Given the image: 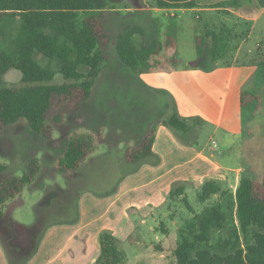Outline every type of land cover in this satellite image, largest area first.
<instances>
[{
	"label": "rangeland",
	"instance_id": "1",
	"mask_svg": "<svg viewBox=\"0 0 264 264\" xmlns=\"http://www.w3.org/2000/svg\"><path fill=\"white\" fill-rule=\"evenodd\" d=\"M131 1L132 10L128 11L123 5H131ZM110 2L114 8L106 9L104 13V25L111 34L108 61L96 79L91 97L70 111L62 123H58L54 121V116L59 97L53 96L47 114V121L53 126L50 139L33 131L24 119L10 125L0 136V165L6 167V170H0V180L8 173L22 175L27 161L37 156L42 161L38 177L20 195L8 201L13 205L11 216L15 221L28 226L34 225L40 218L53 225L69 223L67 219L78 216L82 211L86 221L106 228L107 232L119 239L124 258L121 264H176L175 250L184 236L193 240V232H197V215L206 206L220 204L228 214L229 223H238L235 191L239 182L236 172L231 173L230 180L222 183V194L211 195L202 201V186L198 187V184L197 187L189 184L183 194L171 193L172 189L184 186V181H177L184 172L183 158L167 163L161 160L154 163L148 160L137 163L126 160V148L138 145L155 121L170 115L172 97L148 79L149 75L138 74L122 62L116 49L120 29L130 24L139 25L145 37L153 34L164 41L169 33L167 23L177 27L181 18L169 15L167 11L145 10L138 5L139 0ZM240 10L249 17L257 15L254 14L253 5H245ZM220 17L209 24L216 31L222 21ZM194 18L198 22L199 32L203 31L202 18H197L196 14ZM234 22L239 35L234 42L237 48L232 50V56H228L227 60L232 62L233 56L237 54L236 63L263 66L264 15L256 20L236 17ZM176 39H179L178 57L193 58V49L184 52V33L177 35ZM241 43L242 49L237 50ZM209 58V47L206 46L202 59ZM161 69L163 64L146 72ZM208 72L202 70L200 78H227L226 74L209 75ZM261 72L264 74V67ZM21 77V71L11 69L5 77V83L18 85ZM55 82L61 84L64 79L59 74ZM253 85L254 81L250 82L245 92H251ZM245 109L247 114L249 106H245ZM250 127L253 129L252 139L245 147L237 146L233 153L225 156L217 154L214 161L234 168L251 163L244 172L253 179H261L264 173V89L260 92L257 116L250 120ZM99 130H103V137L79 171L64 174L56 169V160L65 152L69 138ZM204 141H207V136ZM177 142L182 143L179 138ZM169 149H174L173 142ZM149 164L156 169L152 172L163 168V177L151 172L134 179ZM164 180H167V184L163 183ZM38 185L42 186L33 189ZM124 191L119 202L111 208L112 201L116 202ZM190 224L195 227L190 228ZM229 232H216L210 243L218 246ZM34 255L31 243L21 249L3 242L0 237V264H33Z\"/></svg>",
	"mask_w": 264,
	"mask_h": 264
},
{
	"label": "trees",
	"instance_id": "2",
	"mask_svg": "<svg viewBox=\"0 0 264 264\" xmlns=\"http://www.w3.org/2000/svg\"><path fill=\"white\" fill-rule=\"evenodd\" d=\"M140 1L144 7H196L195 0ZM245 1L224 0L214 6L239 8ZM109 8H112L109 0H0V136L10 125L24 119L33 131L50 139L53 126L48 123L47 114L53 96L59 97L54 116L58 123L91 97L96 79L108 61L111 34L105 28L104 13ZM176 28L175 24L170 25L166 39L161 41L156 36L147 40L139 25L122 27L116 45L122 62L138 74L162 64L163 69H172L179 55ZM135 34L142 37L139 45L133 39ZM237 36L227 25L217 31L206 28L195 35L197 56L203 57L207 46L212 61H226ZM37 51L48 58V64L37 61ZM54 60L61 62L59 69L53 66ZM10 69L21 71L20 84L5 83L4 75ZM59 74L64 79L61 84L55 82ZM247 96L252 93L242 94L243 106ZM192 120L196 118L182 116L174 105L167 118L158 119L149 127L138 145L126 148V160L137 163L153 154L160 125L168 127L184 143L193 128ZM102 137L103 130H99L69 138L65 152L56 160V169L64 174L78 171ZM41 169V159L34 156L27 161L22 175L8 173L1 179L0 219L5 215L8 201L35 181ZM0 170H6L5 165H0ZM185 189L180 186L171 193L183 194ZM223 191L220 181L207 180L200 199L207 200ZM235 205L237 224L229 223L228 214L220 204L206 206L197 215L193 240L184 236L175 250L176 264H264V173L261 179L240 178ZM222 230H229V235L214 246L210 241ZM100 250L95 264H121L124 260L119 239L107 231L100 236Z\"/></svg>",
	"mask_w": 264,
	"mask_h": 264
},
{
	"label": "crops",
	"instance_id": "3",
	"mask_svg": "<svg viewBox=\"0 0 264 264\" xmlns=\"http://www.w3.org/2000/svg\"><path fill=\"white\" fill-rule=\"evenodd\" d=\"M221 1L224 0H195L196 7L191 8L144 7L140 0L138 2V5L145 10L167 11L169 15L179 16L181 20L177 23V35L180 36L181 33H184V52L192 49L194 51L193 58L178 57L177 65L170 70L161 69L141 73L142 75H149L150 78L148 79H151L157 86H160L161 90L165 89L171 95V111L176 105L182 116L196 118L190 122L193 128L190 136L185 138L184 143H178L176 135L168 127L158 126L153 154L144 159L152 163L158 160L167 163L170 160L176 161L183 158L184 172L181 173L177 181H184L185 187H188L189 184H193L195 187L198 184V187H201L207 180H217L224 184L225 181L230 180V175L233 172H236L238 182L242 176L253 178L244 172L245 167L251 166V163H245L244 166L234 168L228 164L216 162L214 158L217 154L223 156L231 154L237 146L245 147L246 143L252 139L253 129L250 127V120L257 116L260 92L264 89V74L261 72L264 65L236 63L237 54L233 56L232 62L228 60L214 62L210 58L209 60L199 58L195 46V35L199 32V26L198 22L195 21L194 14L197 18H202L204 29L213 28L209 26L210 22L214 23L215 19L221 16L222 21L219 29L227 25L228 28L232 27L236 31L234 26L236 17L256 20L264 15V0H246L239 8L214 6ZM245 5H253L254 14L257 15L249 17L242 13L240 9ZM131 6L132 1L131 5H123L128 11L132 10ZM174 10L176 12H173ZM178 11H180L179 15L177 14ZM169 25L170 23H167V28ZM181 29H184V32L180 33ZM153 36L152 34L145 38L150 40ZM133 39L138 45L142 41L139 34H135ZM242 47L243 43L239 45L237 50H241ZM236 48V46L233 47V49ZM177 49L179 51L178 47ZM228 56L231 57V53ZM35 58L42 65L49 63L48 58L38 51L35 53ZM52 64L57 69L61 66L59 60H54ZM80 69L87 71V68L84 67ZM10 70L6 72L4 79ZM202 70L209 71V75L218 74L221 76L226 74L227 78H200L199 75ZM253 81L252 96L246 97V106H249V112L246 114L245 106L242 104V94L246 91V86ZM206 136L207 141L203 142ZM215 141L216 147L214 146ZM171 142L174 143L172 150L169 149ZM88 159L84 163H87ZM142 169L139 174L134 176V179L147 176L152 170H156L150 164ZM152 173L158 174L160 178L164 175L163 168ZM163 183L167 184V180H164ZM41 186H35L33 189ZM125 192L121 193L116 202L112 201L111 208L119 202ZM76 194L78 195L77 192ZM81 200L82 197L80 202ZM12 206L10 202L7 204L5 215L0 219V237L3 242L21 249L27 243H31L34 246L35 254L33 264L96 263L101 251L100 236L106 232V228L94 226L91 221H86L82 211L78 216L67 219L69 223H54L55 225H53V223H48L45 219L40 218L34 225L28 226L13 219L11 216Z\"/></svg>",
	"mask_w": 264,
	"mask_h": 264
},
{
	"label": "built area",
	"instance_id": "4",
	"mask_svg": "<svg viewBox=\"0 0 264 264\" xmlns=\"http://www.w3.org/2000/svg\"><path fill=\"white\" fill-rule=\"evenodd\" d=\"M214 146H215V147L217 146V143H216V141L214 142Z\"/></svg>",
	"mask_w": 264,
	"mask_h": 264
}]
</instances>
